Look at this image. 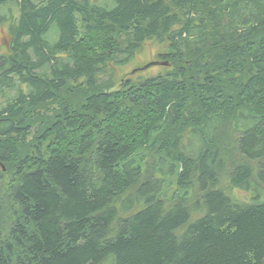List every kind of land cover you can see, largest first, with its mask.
<instances>
[{
	"label": "trees",
	"instance_id": "16d2710c",
	"mask_svg": "<svg viewBox=\"0 0 264 264\" xmlns=\"http://www.w3.org/2000/svg\"><path fill=\"white\" fill-rule=\"evenodd\" d=\"M0 26V264H264V0H0ZM152 38L172 67L116 88Z\"/></svg>",
	"mask_w": 264,
	"mask_h": 264
},
{
	"label": "rangeland",
	"instance_id": "374dc122",
	"mask_svg": "<svg viewBox=\"0 0 264 264\" xmlns=\"http://www.w3.org/2000/svg\"><path fill=\"white\" fill-rule=\"evenodd\" d=\"M14 12L17 14L16 6H13ZM8 39L6 27L0 26V46L5 44ZM167 47V42L158 40L156 38L146 40L142 47L138 50L136 55L126 65L113 67L112 78L114 84L120 87L121 81L131 78L134 83H137L141 78H147L157 75L159 73H166L172 66L159 58V53L164 51ZM1 52V49H0ZM159 61L160 64H155L149 68L144 69L145 66L151 62ZM13 94V93H12ZM2 99L0 98V101ZM229 136V134L227 135ZM221 187H223L232 197L240 201H249L253 193L251 191H243L230 183L229 176L222 177Z\"/></svg>",
	"mask_w": 264,
	"mask_h": 264
},
{
	"label": "water",
	"instance_id": "95a60500",
	"mask_svg": "<svg viewBox=\"0 0 264 264\" xmlns=\"http://www.w3.org/2000/svg\"><path fill=\"white\" fill-rule=\"evenodd\" d=\"M160 63H161V62H159V61L151 62L150 64H148L147 66H145L144 69L149 68V67L152 66V65L160 64Z\"/></svg>",
	"mask_w": 264,
	"mask_h": 264
}]
</instances>
